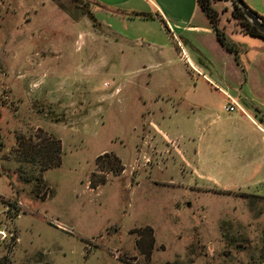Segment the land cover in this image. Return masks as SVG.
Instances as JSON below:
<instances>
[{"label":"rangeland","instance_id":"1","mask_svg":"<svg viewBox=\"0 0 264 264\" xmlns=\"http://www.w3.org/2000/svg\"><path fill=\"white\" fill-rule=\"evenodd\" d=\"M117 10L129 43L110 42L87 0H0V263L264 264V181L255 191L188 197L182 217L170 198L187 193L160 183L180 180L178 157L135 160L136 142L145 152L155 137L153 149L163 148L143 123L137 139L146 111L157 120L165 107L157 95L187 101L199 76L159 15ZM56 146L60 163L46 168ZM113 156L120 174L110 172ZM148 225L155 238L144 260L135 244Z\"/></svg>","mask_w":264,"mask_h":264},{"label":"crops","instance_id":"2","mask_svg":"<svg viewBox=\"0 0 264 264\" xmlns=\"http://www.w3.org/2000/svg\"><path fill=\"white\" fill-rule=\"evenodd\" d=\"M87 1L93 4L94 14H99L102 19L98 21L99 26L112 34L114 40L109 38L112 44H115V38L131 42L130 36L121 33L115 25L123 18L117 14V9L159 15L166 27L156 18L151 21L160 22L167 38L170 36L166 29L180 40L176 39V42L184 47L185 64L199 76L191 85V99L186 101L184 97L178 98L175 105L168 96L171 94L163 97L157 95L156 100L165 104V107H159L156 111L157 120L154 119V111L148 110L144 120L137 126L138 140L143 123L147 133L151 131L150 135L158 136L157 148L159 145L163 148L159 152V149H153L155 137L145 141V152L136 142L135 160L143 157L144 163L149 164L147 158L156 153L162 156L160 163L163 165L174 161L175 157L182 163L180 180L160 182L164 188L175 185L172 191L181 189L187 193L186 196L170 198L169 207L175 203L176 215L184 217L186 212L181 207L188 209L189 200L186 198L196 201L195 195L199 193L255 191L256 185L264 181V134L250 119L261 124L264 121V40L242 33L230 15L231 9L220 12L215 2L212 7L218 13L219 27L227 42L235 48V53L227 51L218 43L208 18L196 0ZM244 1L264 17V0ZM228 2L222 0L223 4ZM157 28L161 29L158 25ZM101 45L105 47L107 44L103 42ZM189 76L193 77V73H189ZM184 79L186 85L188 79ZM212 87L218 88L224 98V106L233 100L245 115L238 109L233 112L220 111ZM260 128L264 129V126L260 125ZM156 165L153 164V167ZM148 226L154 232V228ZM153 236L155 238V233Z\"/></svg>","mask_w":264,"mask_h":264},{"label":"trees","instance_id":"3","mask_svg":"<svg viewBox=\"0 0 264 264\" xmlns=\"http://www.w3.org/2000/svg\"><path fill=\"white\" fill-rule=\"evenodd\" d=\"M228 1H230L231 5H232L230 15L236 21V24L238 25L239 30L246 35H249L251 37L261 38L264 40V36L260 32H258L256 30V28L246 19L242 10L232 0H228ZM196 2L198 4V6L200 7V9L202 10V12L208 18V20L212 26V29L215 33V36H216L218 43L223 48H225L227 51L235 53V48L233 47L232 44L227 42L224 32L219 27L218 13L212 7V3H214V0H196ZM140 15L142 18H148L151 16L149 14H144V13L140 14ZM256 15L262 21V23H264V17L257 14V13H256ZM0 146H1V144H0ZM33 149H34V147H33ZM102 155L110 156L107 153H104ZM59 156H60L59 146H56V149L54 150V152L52 154H50V156H49L50 158H49L48 163L50 165H46L45 167L47 168L51 165H53V166L59 165V163H60V157ZM99 157L100 156H98L97 159H99ZM112 161L113 162L115 161V165H114L115 167H112V169H110V172H113L114 174H120L123 170L122 164L120 163V160L117 157L113 156ZM104 182H105L104 177H101L100 179H98L96 181H89V188L95 189L96 187L103 184ZM137 231H138L137 232L138 238L136 240L135 245H136L139 253L143 256V259L148 260L150 257L151 250H152L153 245H154L152 229L150 227H145L143 229H138ZM3 261H4V263L1 262L0 264H7L6 259H3Z\"/></svg>","mask_w":264,"mask_h":264},{"label":"water","instance_id":"4","mask_svg":"<svg viewBox=\"0 0 264 264\" xmlns=\"http://www.w3.org/2000/svg\"><path fill=\"white\" fill-rule=\"evenodd\" d=\"M243 12L246 19L264 36V23L258 18L256 13L252 11L243 0H232ZM113 232V230H112Z\"/></svg>","mask_w":264,"mask_h":264},{"label":"built area","instance_id":"5","mask_svg":"<svg viewBox=\"0 0 264 264\" xmlns=\"http://www.w3.org/2000/svg\"><path fill=\"white\" fill-rule=\"evenodd\" d=\"M176 44H178V43L176 42ZM184 60L187 62V59H184ZM236 109H238L242 114H244L243 111H241V109L238 107V105L233 100H230L229 104L223 107V110L226 111V112H233ZM250 121L252 122V124H254L257 127V129L259 131H261L264 134V129L260 128V125H258L256 123V121L251 120V119H250Z\"/></svg>","mask_w":264,"mask_h":264}]
</instances>
